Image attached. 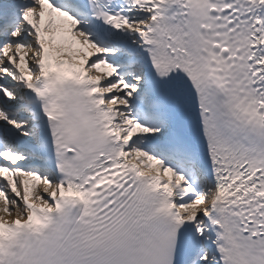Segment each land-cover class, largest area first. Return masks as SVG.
<instances>
[{
	"label": "snow or ice",
	"instance_id": "snow-or-ice-1",
	"mask_svg": "<svg viewBox=\"0 0 264 264\" xmlns=\"http://www.w3.org/2000/svg\"><path fill=\"white\" fill-rule=\"evenodd\" d=\"M0 264H264V0H0Z\"/></svg>",
	"mask_w": 264,
	"mask_h": 264
}]
</instances>
